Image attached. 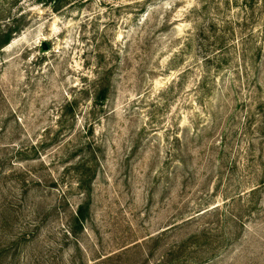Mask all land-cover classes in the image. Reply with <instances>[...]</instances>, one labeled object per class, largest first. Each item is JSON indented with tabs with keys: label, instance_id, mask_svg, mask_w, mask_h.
Wrapping results in <instances>:
<instances>
[{
	"label": "rangeland",
	"instance_id": "obj_1",
	"mask_svg": "<svg viewBox=\"0 0 264 264\" xmlns=\"http://www.w3.org/2000/svg\"><path fill=\"white\" fill-rule=\"evenodd\" d=\"M69 1L0 0L28 25L0 52V172L44 181L18 201L3 182L0 239L32 235L3 264H264V0ZM62 106L100 149L73 238Z\"/></svg>",
	"mask_w": 264,
	"mask_h": 264
},
{
	"label": "trees",
	"instance_id": "obj_2",
	"mask_svg": "<svg viewBox=\"0 0 264 264\" xmlns=\"http://www.w3.org/2000/svg\"><path fill=\"white\" fill-rule=\"evenodd\" d=\"M12 6L18 0H11ZM71 1V0H70ZM69 1V2H70ZM78 1V0H74ZM38 3H43L45 6L54 7L55 12H59L62 4H66L67 0H38ZM74 3V2H73ZM2 17L5 18L4 22L0 23V52L5 49L7 46L11 44L14 38L20 35L27 27L26 16L25 13H20L16 17L12 16L10 10H5L4 14L2 12ZM95 91H94V99L96 103L104 102L109 99L108 89L104 88L105 80L103 78H98L95 82ZM259 104L256 105H260ZM78 106H62L59 114V120L57 122V132L54 135L55 144H58V147L63 149L69 154V156L77 160L76 164L70 169L73 173V186L75 187L79 195L81 196L80 204L77 206L76 210L73 211L72 221L69 223L68 229L66 230L65 237H74L79 232H81L87 221L91 218V206H92V195H93V186L94 182L97 178V171L100 167V149L89 139L91 136V127H88V131L84 138H81V141L74 142L72 141V137L74 136L75 126L74 123L77 122L78 114H77ZM256 125V124H255ZM253 127V122H249L247 124L246 131L248 136L251 135ZM258 133L262 134L264 132V125L258 127ZM264 137V136H263ZM228 145L224 142L223 153L225 152V148ZM254 147L252 143L249 142L248 150H251ZM20 154V151H17ZM13 169L10 170V173L0 172V212L3 214H8L6 210V202L2 198L1 195L4 187V183L8 177L12 179V184L10 187L11 198L16 199V201L20 200L25 195L28 196L31 194V191L36 187L44 184V181L41 178H37L32 176V173L25 174V176H21L20 178H16V173H13ZM15 179V180H14ZM33 179H37L33 180ZM36 185V186H34ZM260 185H264V182H261ZM12 201L7 204V206H13ZM37 205V204H35ZM33 206V205H32ZM34 206L32 210L35 213ZM55 211L57 209L54 208ZM209 212V211H208ZM203 213L202 215L206 214ZM26 230H19L15 236H12L11 240H3L0 239V264H3L9 258V251L11 250H20L21 247L28 241V239L32 238V235ZM109 257L104 258L102 261H107Z\"/></svg>",
	"mask_w": 264,
	"mask_h": 264
}]
</instances>
